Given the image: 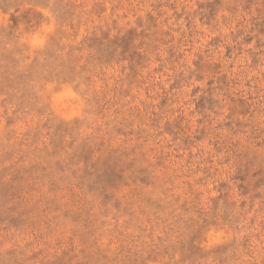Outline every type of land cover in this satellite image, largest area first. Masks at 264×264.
<instances>
[{
	"label": "rangeland",
	"instance_id": "374dc122",
	"mask_svg": "<svg viewBox=\"0 0 264 264\" xmlns=\"http://www.w3.org/2000/svg\"><path fill=\"white\" fill-rule=\"evenodd\" d=\"M0 264H264V0H0Z\"/></svg>",
	"mask_w": 264,
	"mask_h": 264
}]
</instances>
